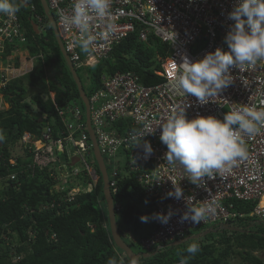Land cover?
Returning <instances> with one entry per match:
<instances>
[{
	"label": "built area",
	"instance_id": "2783aa9c",
	"mask_svg": "<svg viewBox=\"0 0 264 264\" xmlns=\"http://www.w3.org/2000/svg\"><path fill=\"white\" fill-rule=\"evenodd\" d=\"M238 2L111 0L109 11L112 19L109 22L114 24V28L105 34L104 23L93 19L91 31L97 38L91 51L85 53L75 43L79 40L77 29L66 26L60 19L61 13L72 14L75 0H46L49 10L56 15L63 50L75 69L92 67L107 60L114 46L135 32L141 42L148 43L152 36L168 47L165 57L155 55V61L160 64L155 74L163 79L160 83L144 86L133 71L103 74L101 87L90 96L84 110L74 103L60 108L52 99L64 127L57 139L52 138L50 126L42 129L40 140L29 134L21 138L22 148L33 144L34 151L42 150L53 143V139L58 151H67L69 159L79 163L75 166L72 160L70 166H62L61 181L77 178L83 171L90 180L87 190L91 191L98 179L96 170L90 164L94 161V144L89 134L91 129L99 154L104 161H109L108 186L112 192H116L121 179L134 175L145 193L158 199L153 202L151 210L155 228L149 238L141 241L143 249L174 243L189 229L210 224L221 226L243 217L244 214L235 210V202L251 204L248 216L264 223V127L257 134L243 135L246 160L227 167L214 179L205 177L199 187L190 182L189 174L182 166L169 163L167 147L160 140L162 125L174 110L185 108L188 119L211 115L223 120L227 112L240 107L264 109V60L254 65L230 67L232 83L219 96H212L203 105L178 86L186 67L180 65L184 56L195 62L217 48L228 51L225 36L234 23L228 19V14ZM36 18L40 22V18ZM172 31L177 33L174 43ZM5 40L10 43L24 41L16 14L0 13V48ZM138 135H144L140 139L141 146L134 147ZM145 140L153 148L147 159L142 148ZM119 155L124 162L115 166L114 163L120 162ZM175 187L183 189L182 198H164L168 192H174ZM74 190L75 194L79 192L78 188ZM75 194L70 193V196ZM188 205L196 208L212 206L214 211L200 223L181 221ZM169 208L174 214L167 224L153 218L155 213L166 215ZM116 210L120 211V206L116 205ZM171 264H180V261Z\"/></svg>",
	"mask_w": 264,
	"mask_h": 264
},
{
	"label": "trees",
	"instance_id": "16d2710c",
	"mask_svg": "<svg viewBox=\"0 0 264 264\" xmlns=\"http://www.w3.org/2000/svg\"><path fill=\"white\" fill-rule=\"evenodd\" d=\"M26 2L34 9L15 0L24 41L5 40L0 48L1 60L17 50L26 51L32 60L29 70L20 77L5 79L0 75V84L4 83L0 95L9 107L0 111V264H107L109 259L121 264V257H127L114 245L109 232V216L105 217L109 209L97 164L88 161L98 175L91 191L87 190L90 180L83 171L71 185H60L62 166H70L72 160L75 166L79 163L70 160L67 151L57 150L54 140L64 127L53 102L60 108L74 103L84 110L82 93L90 97L98 90L103 73L133 71L142 85L158 84L163 79L155 74L160 69L155 55L165 57L168 47L152 36L148 43L141 42L135 32L114 46L107 60L94 67L74 69L60 50L54 24L41 0ZM32 22L38 25V32ZM49 66L52 75L47 72ZM82 72L88 85L81 80ZM45 126L52 127L53 143L40 151L27 144L22 153L12 152L23 145L19 141L25 133L40 140ZM73 188L79 192L72 197ZM108 189L119 237L123 239L128 231L139 239L147 238L153 227L140 219L149 216L150 211L142 207L148 199L139 183L128 176L118 182L115 193ZM114 205H119L120 211ZM235 209L247 214L252 205L235 202ZM247 219L251 218L239 221ZM104 221L107 228L102 226ZM239 221L236 225L228 222L194 256L186 251L187 247L173 254L165 248L146 253V257L139 248L134 253H140L139 264H169L182 259H187V264H230L234 257L239 259L237 264H264L254 255L264 251V228L252 229Z\"/></svg>",
	"mask_w": 264,
	"mask_h": 264
},
{
	"label": "clouds",
	"instance_id": "9594fccd",
	"mask_svg": "<svg viewBox=\"0 0 264 264\" xmlns=\"http://www.w3.org/2000/svg\"><path fill=\"white\" fill-rule=\"evenodd\" d=\"M23 1L26 2L27 0ZM110 3L111 0H75L71 15L60 14V19L66 26H74L77 29L79 40L75 43L85 53L91 51V47L97 38L91 31V22L93 19L104 23L105 34L113 30L114 24L109 22L112 19V14L109 11ZM27 7H31L32 10L34 9L30 4H28ZM17 11H19V7L16 5L15 0H0V13L11 16ZM48 14L54 16L56 21L55 13L50 11L49 8ZM228 19L234 21V23L230 25L229 31L225 36L228 51H223L222 49L217 48L214 52L207 53L201 60L195 62L190 61L187 56H184L183 62L180 64L186 65V67L183 69V75L179 78V88L182 89L186 95L196 97L201 105L208 103L212 96H219L222 90L232 83L233 77L229 71L230 67H239L245 64L254 65L258 61L264 60V0H239L233 10L228 14ZM54 28L61 41L56 23ZM176 37L177 33L172 31V43L175 42ZM65 56L72 68H74L68 56L66 54ZM86 81L87 83L89 82L88 80ZM87 83L86 85H88ZM84 95L88 101L90 97H87L85 93ZM51 98L53 99V93H51ZM83 106L85 107V105ZM262 127H264V109L257 110L255 108L240 107L231 112H227L224 115L223 120H221L211 115H198L193 119H188L184 108L174 110L173 113L169 115L167 122L162 125L160 140L162 144L167 147L166 154L169 163H178L182 166L184 171L189 174L190 178L188 179L190 182L199 187L201 186L200 182L204 181L205 177L208 179H214L220 172L226 170L227 167L236 165L238 161L246 160L247 149L242 137L245 134H257L261 131ZM143 136L144 135H138L134 147L141 146L140 139ZM19 142L21 143V139ZM19 146L22 148V145ZM142 148L144 158L147 159L153 153L151 143L145 140L142 144ZM93 158L95 159L93 163L97 164L95 152H93ZM0 159H2V154H0ZM102 160L105 166L107 180L109 182L108 164H105L103 158ZM131 176L136 180L134 175ZM140 188L150 201L147 200L150 204V208L147 207L148 211H150L149 216L144 215L140 217L142 222H145V224L149 223L146 226L151 225L153 227L150 230V236L155 228L154 220L151 217V210L154 205L153 202L158 199L150 198V196L145 193L143 187L140 186ZM173 196L176 199H181L183 196V189L181 187H175L174 192H168L164 198ZM114 209L116 210V205H114ZM213 211L214 208L212 206L196 208L189 207L188 205L187 210L181 216V221L190 220L193 223H200ZM237 212L244 214V216L239 219L250 218L248 216L249 213L246 214L239 210ZM173 214V211L169 208L166 215L163 213H155L153 214V218L158 220L161 224H167ZM239 219L231 220L229 222L236 225ZM106 224V221H104L102 226L107 228ZM227 224L228 222L221 226L210 224L189 229L180 240L167 245L154 246L149 249H143L141 247V241L149 238V236L145 239H139L132 233L125 231L122 236L123 239H120L130 250L131 245L137 246V248H139L138 251L142 252V256L146 257V253H151L154 250L161 251L167 247L183 244V241L192 230L210 227V229L204 230L201 233H221V228ZM108 228L110 232V225H108ZM91 230L94 231V228L91 227ZM186 251L194 256L199 251V244H190ZM132 252L134 253L135 251ZM134 254L138 255V258H133L132 261L128 258L127 259L132 264H139L138 259L140 258V253ZM121 261V264H129L125 259H122V257ZM179 261L180 264H187V259ZM107 264H116V261L109 259Z\"/></svg>",
	"mask_w": 264,
	"mask_h": 264
},
{
	"label": "rangeland",
	"instance_id": "374dc122",
	"mask_svg": "<svg viewBox=\"0 0 264 264\" xmlns=\"http://www.w3.org/2000/svg\"><path fill=\"white\" fill-rule=\"evenodd\" d=\"M50 16V22L51 24L53 23L55 25L56 21L55 19L52 17L51 14H49ZM18 61V66H16ZM32 60L28 58V55L26 53V51H14L13 53H11L6 59H0V75L3 76V78L5 79H10V78H16V77H20L22 76V74H25V72H27L31 66ZM47 65H50L49 63H47ZM48 74L52 75L53 71H51L53 68L52 66H49L46 68ZM80 71V70H79ZM83 71V70H81ZM50 72V73H49ZM81 76V80L84 83V80L86 78V75L83 74V72L80 74ZM87 79V78H86ZM87 83V81L85 80V84ZM4 83L0 84V86H2ZM88 84V83H87ZM28 95H31V91L28 90ZM29 97V96H28ZM45 99V98H43ZM27 102L30 101L29 98L26 99ZM8 105L5 103V101L3 100V97L0 95V111L6 110L8 109ZM31 110L35 111V107L31 105ZM23 149L17 146L12 150V152L14 153H22ZM119 157H121L120 162H116L114 163L115 166L122 164L123 161V157L121 155H119ZM95 160V159H94ZM109 163V161H105V164L107 165ZM96 164V163H95ZM75 182V178H68L66 181H61L60 185H62L63 187L71 185L72 183ZM102 195H106L107 193H109V189L108 186H106V184L103 182L102 183ZM76 190L71 191V194H75ZM143 209L146 210L147 207L150 208V204L146 201L143 204ZM109 215L106 213L105 217L107 218ZM117 222H119V218L116 217ZM108 220V219H106ZM149 221V220H148ZM239 223L243 226H248L249 228H264V223L263 222H258L256 219H247V221H239ZM149 223L145 224L148 225ZM210 229V227H204L202 229H197V230H192L190 231V233L187 235L186 239L183 241V244H180L178 246H172V247H167L166 250L170 251L172 250V252H170L171 254L175 253L176 251L179 250V252H182L184 250L185 247H188L190 244L192 243H198L199 247L203 246L205 243H207V240H209V238L211 237H217L219 235V232L216 233H212V232H208L207 234H202L201 232H203L204 230ZM131 250L132 251H137L138 248L137 246L131 245ZM254 255L262 260H264V251H257L254 252ZM125 257V256H124ZM126 259V258H125ZM127 260V259H126ZM239 261V259L237 257H234L232 259H230V264H237Z\"/></svg>",
	"mask_w": 264,
	"mask_h": 264
},
{
	"label": "water",
	"instance_id": "95a60500",
	"mask_svg": "<svg viewBox=\"0 0 264 264\" xmlns=\"http://www.w3.org/2000/svg\"><path fill=\"white\" fill-rule=\"evenodd\" d=\"M25 7L28 6V4L23 1V0H19ZM42 2V5L44 6L45 8V11L48 13V7H47V4L45 2V0H41ZM32 24V27L34 29L35 32H38L37 31V25L34 24V23H31ZM53 25V24H52ZM54 27V26H53ZM56 38H57V41H58V44H59V47H60V50L61 52H63L64 54V50H63V47H62V44H61V41L59 40V37L56 33ZM64 57L66 58L65 54H64ZM67 62H68V59L66 58ZM69 63V62H68ZM70 64V63H69ZM71 65V64H70ZM82 100H83V103L86 107L87 105V99L84 95V93H82ZM87 124H88V120H87ZM89 133H90V136H91V140L94 144V152H95V158H96V161H97V165L99 167V171L102 175V180L103 182L106 184V186H108V180H107V175H106V171H105V166H104V163H103V160H102V157L101 155L99 154L98 150H97V147H96V143H95V140H94V137H93V133L91 131V129H89ZM106 197V201H107V204H108V209H109V225H110V232H111V237H112V241L114 243V245L119 248L120 250L124 251L125 255L127 256L128 259H130L131 261L133 260V258H138V255L134 254L129 248L128 246L120 239L119 237V234H118V231H117V225L115 223V219L113 217V208H112V200H111V197L109 196V193H107L105 195Z\"/></svg>",
	"mask_w": 264,
	"mask_h": 264
}]
</instances>
